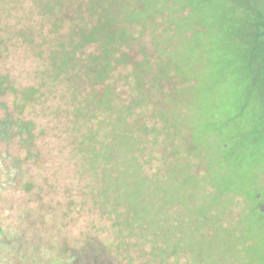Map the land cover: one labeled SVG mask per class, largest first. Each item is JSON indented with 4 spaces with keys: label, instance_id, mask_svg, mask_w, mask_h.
Listing matches in <instances>:
<instances>
[{
    "label": "trees",
    "instance_id": "16d2710c",
    "mask_svg": "<svg viewBox=\"0 0 264 264\" xmlns=\"http://www.w3.org/2000/svg\"><path fill=\"white\" fill-rule=\"evenodd\" d=\"M116 1L15 0L20 17H54L52 41L0 0V264H89L80 256L100 255L97 238L101 264H245L221 256L220 221L202 214L195 224L176 164L143 173L139 152L155 131L129 123L109 83L113 49L129 34H112ZM254 42L264 48V23Z\"/></svg>",
    "mask_w": 264,
    "mask_h": 264
},
{
    "label": "rangeland",
    "instance_id": "374dc122",
    "mask_svg": "<svg viewBox=\"0 0 264 264\" xmlns=\"http://www.w3.org/2000/svg\"><path fill=\"white\" fill-rule=\"evenodd\" d=\"M116 2L112 34L123 26L129 34L114 45L109 83L117 89L115 104L130 111L129 123L155 131L139 152L143 173L158 175L167 163L176 164L185 194L195 199V224L204 214L226 226L221 256L233 260L239 254L245 264H264V48L254 42L264 23V0ZM14 3L7 8L20 17ZM39 16L17 21L37 22L44 37L54 39V17ZM62 34H69L67 27ZM77 71L74 66L72 74ZM187 172L193 175L189 184ZM60 201L65 206L67 199ZM178 208L173 202L170 210ZM95 242L100 255L89 249L80 261L102 263L105 251ZM179 264L187 263L181 258Z\"/></svg>",
    "mask_w": 264,
    "mask_h": 264
},
{
    "label": "water",
    "instance_id": "95a60500",
    "mask_svg": "<svg viewBox=\"0 0 264 264\" xmlns=\"http://www.w3.org/2000/svg\"><path fill=\"white\" fill-rule=\"evenodd\" d=\"M259 208H260L261 210H263V209H264V205L259 206Z\"/></svg>",
    "mask_w": 264,
    "mask_h": 264
}]
</instances>
